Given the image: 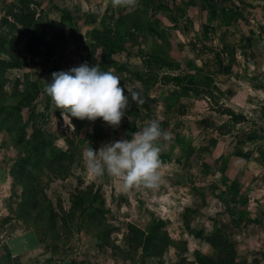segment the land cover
<instances>
[{
	"label": "rangeland",
	"instance_id": "374dc122",
	"mask_svg": "<svg viewBox=\"0 0 264 264\" xmlns=\"http://www.w3.org/2000/svg\"><path fill=\"white\" fill-rule=\"evenodd\" d=\"M204 4L219 28L220 10L227 8L218 49L210 52L225 58L228 74L209 78L224 82L219 85L224 94L231 93L226 87L232 71L252 80L233 82L237 88L264 85V0H0V25L30 8L38 36L49 44L30 56L24 42L17 48L25 64L8 72L0 96V165L9 168L13 212L48 239L57 257L82 252L95 264H264V93L255 87L253 96H244L245 109L235 110L245 119L233 123L234 102L228 97L222 108L213 109L195 92L194 85L200 91L196 80L187 86L192 93L161 83L166 74L187 72V60L200 56L190 45L197 38L188 40L183 30L192 17L201 24ZM0 34L15 35L1 26ZM155 56L172 66H159ZM84 62L111 70L129 92L139 93L136 100L129 95L119 126L102 118H63L45 92L53 72ZM20 104V111L14 109ZM153 119L170 134L159 141L158 187L125 188L119 178L87 171L86 147L98 150L131 139ZM14 122V131H8ZM21 127L28 135L41 131L38 141L46 148L26 165L23 179L15 177L19 161L29 156L17 145ZM227 129L231 133L223 136ZM240 149L251 151V157L237 156ZM28 200L34 208L28 209ZM130 227L145 234L138 244H130ZM154 227L160 228L156 237L166 234L169 241L159 258L148 257L141 245ZM205 236H215L216 245Z\"/></svg>",
	"mask_w": 264,
	"mask_h": 264
},
{
	"label": "clouds",
	"instance_id": "9594fccd",
	"mask_svg": "<svg viewBox=\"0 0 264 264\" xmlns=\"http://www.w3.org/2000/svg\"><path fill=\"white\" fill-rule=\"evenodd\" d=\"M45 81V92L62 110L63 118L89 121L102 118L112 127L119 126L125 116L129 95L133 100L139 97L138 92H129L121 85L120 76L87 62L53 72L51 79ZM161 138L168 140L170 134L161 128L158 119H153L142 130L134 132L131 139L115 140L98 150L86 147L85 167L97 177L108 174L119 178L125 188L139 184L156 188L162 179Z\"/></svg>",
	"mask_w": 264,
	"mask_h": 264
},
{
	"label": "crops",
	"instance_id": "0c3cea01",
	"mask_svg": "<svg viewBox=\"0 0 264 264\" xmlns=\"http://www.w3.org/2000/svg\"><path fill=\"white\" fill-rule=\"evenodd\" d=\"M208 6L209 5L204 4L201 13L199 11H195V13L199 12V18L201 16L200 25H197V22L192 17V22L190 21L191 26L188 25L189 27L183 30L185 32V35H187L188 40H191V35H194L197 38V40L194 41V43H190V45L192 49L197 50V52L200 53V56H197V58L195 57L194 60H187V72H181V75H174L170 73L171 76L188 77V80L185 82L182 88L176 87L173 84H171V86H173L175 89L177 88L179 92L183 91L187 93L188 91L189 93H192L190 91L191 89L187 90V88H189L187 86L189 84H194V80H196L197 86L200 87V91H197L196 85H194L195 92L201 94L200 98L203 100V102L213 109L219 107L222 108V105L227 102V99L224 98L228 97L231 102H234L229 108L233 110L231 111L238 119L237 121H233V123H240L241 119H245V117L235 109H245L244 105H246V101L243 97H250V95L253 96L255 94V87L259 88V91L264 93V85L261 84L255 86L254 89H251L249 87V89H247L246 91L245 89H242L240 87L237 88L235 86L237 85L236 83L241 85L242 82L247 83L248 81L251 82L252 80L247 75L238 78L236 77V75H232V71V78H229L232 79V82L227 85L229 87H226L230 88L231 93L227 92L224 94L225 90H222L219 86H224V82H215L214 79L209 78L218 76L225 77L223 73L228 74V72L223 68L225 58L216 55V53L212 54L210 52V49H213L214 46H216V49H218L217 47L219 46V40L217 37L219 34L218 30L221 29L223 24H225L222 12L223 9L220 10L222 14L221 19H223V22L220 24L219 28L218 26H216L217 24H215L214 18L209 17L212 16L213 13H211L210 11L211 7ZM208 12L209 14L206 15V13ZM187 33H189L190 35H188ZM213 36H216V38H214ZM202 53H207L209 55H204L203 59ZM208 56H210L211 59ZM154 61L160 63L159 66L168 67V65H164L159 60L155 59ZM199 61L201 64L199 65L200 68L198 71L194 68V63H198ZM214 67L216 68V73H212V76H210V74H207L209 70L214 69ZM203 70L205 72V75L203 74ZM215 74L216 76H214ZM233 82L236 83H234L233 85ZM218 87L220 88L219 90H217ZM201 88H203L202 91ZM224 107L225 106H223V108ZM2 153L3 151L0 150V160H2ZM251 154V151L245 152L243 151V149H240L237 153V156L243 159H249L251 157ZM9 180V168L0 165V264H95L91 259H89V257L83 255L82 252H73L67 254L65 257H57L56 252L53 250L47 238H45L44 236H39L33 229V227L27 225L23 220L18 219L14 214L9 201L11 188Z\"/></svg>",
	"mask_w": 264,
	"mask_h": 264
},
{
	"label": "trees",
	"instance_id": "16d2710c",
	"mask_svg": "<svg viewBox=\"0 0 264 264\" xmlns=\"http://www.w3.org/2000/svg\"><path fill=\"white\" fill-rule=\"evenodd\" d=\"M29 2V0H27ZM24 6V5H23ZM223 17L224 20L227 17V10L223 9ZM32 12L30 8H27L26 15L25 14H12L2 19L1 27L6 29L7 31H12L15 35H3L0 34L1 37V43H0V54L7 56V58H0V96H4V88L5 83L8 82L7 74L11 70L20 69L23 64H25V60L22 57V55L17 51L18 46L24 42L26 53L27 55H34V54H40L42 52L43 45L48 46L47 40L41 39L40 36H38V29L36 25L34 24V21L32 20L31 16ZM14 18V21H10L9 18ZM233 19V20H232ZM238 17L230 18V20L236 21ZM28 31L30 33L28 34ZM11 36V37H10ZM155 59L161 61L164 65L172 66L170 63L167 62V60H162L160 57H154ZM188 80L187 76H171V75H165L161 79V83L163 85H171L173 84L176 87L182 88L185 82ZM29 95L27 94L26 99ZM24 100V98H23ZM148 101V99H146ZM21 105H17L14 109L17 111H20ZM3 108V107H2ZM2 110V109H0ZM232 115V114H231ZM231 118L233 121H237L238 119L236 116L232 115ZM4 122V121H3ZM15 122L12 124L11 127L8 128V131H14L15 129ZM35 128V127H34ZM34 133L31 135H28L27 131L25 130V127H21L17 130L18 134V141L17 145H23L26 150H29V156L24 157L19 161V168L15 171V177L19 174V178L23 179L26 173V165L32 160L40 157L41 154L44 153L46 150L44 144H41L38 140L41 137V131L37 130L36 128L33 130ZM230 129H227L226 132L223 133V135L230 134ZM26 136H29V139H26ZM56 160V159H55ZM166 162V161H165ZM29 204L28 209H32L35 207L34 201L28 200L27 202ZM14 214L16 217L20 220H23L27 225L28 221L26 218L17 215L15 212ZM54 214V213H53ZM55 214L52 216L54 217ZM55 219L52 220L54 222ZM51 223V222H50ZM31 226V225H29ZM53 225L50 228L52 231ZM54 230V229H53ZM160 231L159 227L152 228V232L145 237V242L141 243L142 248L144 252L147 253L148 257L151 258H159L163 257L166 250L169 246L168 236L165 234L162 237L158 238L156 237V234ZM129 234L133 235V239L130 240V244H138L137 241L140 242V238L145 236L142 231L139 229L130 227L129 228ZM109 234H106L105 237H107ZM110 236V235H109ZM132 238V237H131ZM215 236H205L204 241L209 243L214 247L215 242ZM140 244V243H139ZM107 248H111L110 242L104 244ZM216 245V244H215ZM113 246V245H112ZM116 248L117 247L116 245Z\"/></svg>",
	"mask_w": 264,
	"mask_h": 264
}]
</instances>
